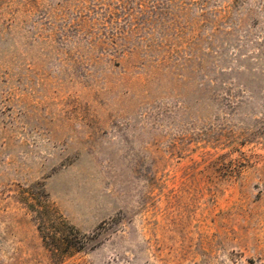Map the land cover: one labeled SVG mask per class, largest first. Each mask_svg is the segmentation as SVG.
<instances>
[{
	"label": "rangeland",
	"instance_id": "obj_1",
	"mask_svg": "<svg viewBox=\"0 0 264 264\" xmlns=\"http://www.w3.org/2000/svg\"><path fill=\"white\" fill-rule=\"evenodd\" d=\"M0 264H264V0H0Z\"/></svg>",
	"mask_w": 264,
	"mask_h": 264
},
{
	"label": "trees",
	"instance_id": "obj_2",
	"mask_svg": "<svg viewBox=\"0 0 264 264\" xmlns=\"http://www.w3.org/2000/svg\"><path fill=\"white\" fill-rule=\"evenodd\" d=\"M22 195L21 202L33 213L38 232L53 258L63 259L88 247L93 238L69 223L48 203L43 192L28 190Z\"/></svg>",
	"mask_w": 264,
	"mask_h": 264
}]
</instances>
